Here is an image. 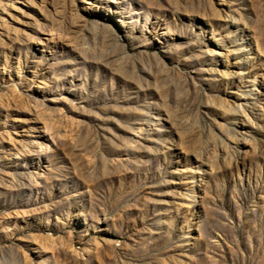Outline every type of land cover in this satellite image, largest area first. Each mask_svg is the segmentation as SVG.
Masks as SVG:
<instances>
[{
	"label": "rangeland",
	"instance_id": "1",
	"mask_svg": "<svg viewBox=\"0 0 264 264\" xmlns=\"http://www.w3.org/2000/svg\"><path fill=\"white\" fill-rule=\"evenodd\" d=\"M0 264H264V0H0Z\"/></svg>",
	"mask_w": 264,
	"mask_h": 264
}]
</instances>
